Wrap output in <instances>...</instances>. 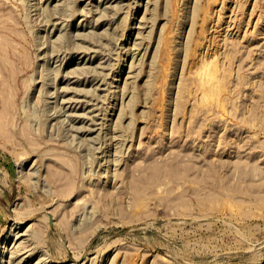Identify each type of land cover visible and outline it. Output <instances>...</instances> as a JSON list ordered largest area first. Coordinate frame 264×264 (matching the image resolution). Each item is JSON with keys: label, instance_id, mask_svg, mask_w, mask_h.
<instances>
[{"label": "rangeland", "instance_id": "1", "mask_svg": "<svg viewBox=\"0 0 264 264\" xmlns=\"http://www.w3.org/2000/svg\"><path fill=\"white\" fill-rule=\"evenodd\" d=\"M3 230L7 264H264V0H0Z\"/></svg>", "mask_w": 264, "mask_h": 264}, {"label": "bare ground", "instance_id": "2", "mask_svg": "<svg viewBox=\"0 0 264 264\" xmlns=\"http://www.w3.org/2000/svg\"><path fill=\"white\" fill-rule=\"evenodd\" d=\"M53 22H54V21H53ZM54 23H55V22H54ZM52 26L54 27V24H52ZM47 30H48V29H47ZM132 30H133V28H132ZM132 30H131V31H132ZM129 34H130V33H129ZM128 37H129V36H128ZM51 54H53V53H51ZM51 54H50V56H51ZM71 56H73V55H71ZM45 60H48V59H45ZM50 60H51V59H50ZM50 60H49V61H50ZM70 61H71V60H70ZM71 64H72V62H71ZM69 66H70V65H69ZM66 67H67V66H66ZM76 67H77V66H76ZM76 67H75V69H77ZM78 68H79V66H78ZM73 69H74V68H73ZM122 69H123V68H122ZM68 71H69V70H68ZM68 71L66 70V72H67V74H68V75H67V74L65 73L66 76H69V74H71V73L73 72L72 69H71V71H70L71 73H70V72L68 73ZM121 71H122V70H121ZM85 73H86V72H85ZM206 73H207V72H206ZM62 74H63V73H62ZM203 75H204V76H203ZM64 76H65V75H64ZM73 76H74V74H73ZM75 76H76V75H75ZM207 76L210 77L209 74H208ZM77 77H79V76H77ZM208 77H207V78H208ZM64 78H65V77H64ZM71 78H72V77H71ZM205 78H206V74H204V72H203V74H202V79H201V84H203V85L205 84ZM59 79H60V77H59ZM65 80H66V79H65ZM68 80H69V79H68ZM61 81H62V79H61ZM66 81H67V80H66ZM66 84H67V83H66ZM57 85H58V83H57ZM68 85H69V84H68ZM68 85H65V86H68ZM55 86H56V85H55ZM55 86H54V87H55ZM65 86H64V87H65ZM51 87H52V86H51ZM62 87H63V86H62ZM62 87H61L60 89H62ZM68 87H71V86H68ZM68 87L66 88V90L69 92L70 90H69ZM203 87H205V86H203ZM49 88H50V87H49ZM49 88H48V89H49ZM56 89H57V88H56ZM63 89H65V88H63ZM70 89H71V88H70ZM49 90H50V89H49ZM206 90H207V91H206ZM45 91H46V89H45ZM45 91H44V92H45ZM51 91H52V90H51ZM64 91H65V90H64ZM64 91H63V92H64ZM71 91H73V90L71 89ZM201 91H203V90H201ZM44 92H43V93H44ZM57 92H58V90H57L56 92H54V93H57ZM48 93H49V92H48V90H47V93H45V95L48 94ZM51 93H52V92H50L49 94H50L51 96H52V95L54 96V94H51ZM64 93H65V92H64ZM76 93H77V92H76ZM202 93H203V92H202ZM205 93H206V94L208 93V89H207V87H205V89H204V93H203V94H205ZM58 94H59V93H58ZM84 94H85V93H84ZM45 95H44V97H45ZM62 95H64V94L62 93ZM74 95H75V94H74ZM79 95H80V93H79ZM48 96H49V95H48ZM64 96H66V95H64ZM83 96H84V95H83ZM58 97H59V96H58ZM58 97H57V98H58ZM60 97H61V96H60ZM71 97H72V96H70V98H71ZM79 97H80V96H79ZM79 97H77V98H79ZM84 97H85V96H84ZM47 98H48V97H47ZM47 98H46V99H47ZM49 98H50V97H49ZM49 98H48V99H49ZM51 98H52V97H51ZM51 98H50V99H51ZM53 98H54V97H53ZM87 98H88V97H87ZM55 99H56V98H55ZM66 99H67V98H66ZM72 99H73V97H72ZM75 99H76V97H75ZM84 99H86V98H84ZM84 99H83V100H84ZM52 100H53V99H52ZM52 100H50V101H52ZM63 100H64V101H63ZM63 100H61L62 102H61V101H60V102H61V103L65 102V99H63ZM67 100H68V99H67ZM69 100H71V99H69ZM69 100H68V101H69ZM77 100H78V99H77ZM79 100H80V98H79ZM89 100H91V99H89ZM45 101H46L47 103L50 102L49 100H45ZM54 101H55V100H54ZM71 101H73V100H71ZM71 101H70V102H71ZM81 101H82V99H81ZM81 101H79V102H81ZM84 101H85V100H84ZM87 101H88V99H87ZM60 102H59V103H60ZM74 102H75V101H74ZM88 102H89V101H88ZM55 103H58V102H55ZM55 103H54V104H55ZM90 103H91V102H89V103H87V104H90ZM48 104H49V103H48ZM85 104H86V103H85ZM51 105H52V104H49L48 107L50 108ZM57 105H58V104H57ZM60 105H61V104H60ZM60 105H59V106H60ZM67 105H68V104H67ZM67 105H66V106H67ZM59 106H58L57 108H56L55 106H54V107H55L56 109L61 108V107H59ZM76 106H77V104H76ZM80 106H81V105H80ZM83 106H84V104H83ZM81 107H82V106H81ZM87 107H88V105H87ZM87 107H86V108H87ZM49 108L47 109V107H45V109H47L48 113H49V112L51 113V111H53V110L49 111ZM52 108H53V106H52ZM55 108H54V109H55ZM63 108H64V107H63ZM67 108H68V107H67ZM70 108H72V107H70ZM113 108H114V106H113ZM75 109H76V108H75ZM78 109H79V108H78ZM58 110H59V109H58ZM61 110H63V109H61ZM61 110H60V111H61ZM64 110H65V109H64ZM69 110H70V109H69ZM76 110H77V109H76ZM76 110H74V111H76ZM55 111L57 112V110H55ZM67 111H68V110H67ZM71 111H72V110H71ZM78 111H79V110H78ZM78 111H77V112H78ZM53 112H54V111H53ZM56 112H55V113H56ZM86 112H87V111H86ZM86 112H85V113H86ZM88 112H90V111L88 110ZM91 112H92V111H91ZM50 113L48 114L49 116H50ZM62 113H63V112H62ZM65 113H67V114L69 115V114H71L72 112L70 113V111H69V112H65ZM73 113H74V112H73ZM73 113H72V114H73ZM75 113H76V112H75ZM82 113H83L82 116H84V114H85L84 111H83ZM108 114H109V113H107V115H108ZM46 115H47V112H46ZM55 115H56V114H55ZM55 115H54V116H55ZM61 115H62V114H61ZM74 115H75V114H73V116H74ZM77 115H80V112H79V114H77ZM86 115L90 118V117L93 115V113H92V115L89 114V115H91V116H89L87 113H86ZM95 115H96V114H95ZM52 116H53V115H52ZM54 116H53V117H54ZM70 116L72 117V115H70ZM50 117H51V116H50ZM53 117H52V118H53ZM58 117H61V116H58ZM67 117H68V116H67ZM67 117H65V118L68 120ZM75 117H76V116H75ZM79 117H80V116H79ZM79 117H77V118H79ZM84 117H85V116H84ZM95 117H96V116H95ZM52 118H51V119H52ZM55 118H57V117H55ZM55 118H54V119H55ZM48 119H49V117H48ZM60 119H62V118H60ZM74 119H75V118H74ZM87 119H88V118H87ZM91 119H92V118H91ZM58 120H59V119H58ZM62 120H63V119H62ZM62 120H60V121L63 123V125H65L64 122H63ZM72 120H73V119H72ZM82 120H83V119H82ZM60 121H57V122H60ZM65 121H66V120H65ZM80 121H81V120H80ZM80 121H79V122H80ZM93 121H95V119H93ZM93 121H91V122H93ZM105 121H106V120H105ZM107 121H108V120H107ZM61 122H60V123H61ZM66 122H69V121H66ZM66 122H65V123H66ZM86 122H87V121H86ZM96 122H97V120H96ZM62 123H61V124H62ZM69 123H70V122H69ZM82 123H83V122H82ZM107 123H108V122H107ZM66 124H67V123H66ZM71 124H72V123H70L69 125H71ZM74 124H75V120H74ZM93 124H94V123H93ZM100 124H101V123H100ZM104 124H106V123H104ZM104 124H103V126H105ZM90 125H91V123H90ZM108 125H110V124H108ZM108 125H107V126H108ZM65 126H66V125H65ZM71 126H72V125H71ZM71 126H70V127H71ZM77 126H79V125L77 124ZM77 126L74 125V126H72V128H70L69 126H67V128H68L67 130H69L70 132H72L73 127H76V128H77ZM88 126H89V125H88ZM88 126H87V127H88ZM95 126H96V125H95ZM103 126L101 127V125H100L99 127L103 128ZM63 127H64V126H63ZM81 127H82V124H81ZM87 127H85V125H84V129H83V127H82V128L79 127V128L85 130ZM69 128H70V129H69ZM76 128H74L75 130H73L74 133H75V131H76ZM93 128H94V127H93ZM106 128H107V127H106ZM108 128L110 129L109 126H108ZM104 129H105V128H104ZM200 129H201V127H200ZM67 130H66V131H67ZM77 130H78V129H77ZM89 130H90V129L88 128V131H89ZM92 130H94V129H92ZM100 130H101V129H100ZM111 130H112V129H111ZM233 130H234V129H233ZM86 131H87V130H86ZM101 131H102V130H101ZM107 131H108V130H107ZM188 131H189V130H188ZM190 131H191V129H190ZM102 132H103V131H102ZM102 132H101V133H102ZM109 132H111V131H109ZM67 133H68V131H67ZM74 133L72 134L73 136L75 135ZM103 133H104V132H103ZM105 133H106V130H105ZM188 133H190V132H188ZM199 133H200V131H199ZM239 133H240V132H239ZM76 134H77V133H76ZM87 134H88V133H87ZM103 135H105V134H103ZM76 136H77V135H76ZM100 136H101V135H100ZM106 136H107V135H106ZM106 136H105V138H106ZM109 136H110V134H109ZM112 136H113V135H112ZM112 136H110V137H112ZM90 137H91V136H90ZM90 137H88V138H90ZM101 137H102V136H101ZM110 137H109V138H110ZM74 138H75V137H74ZM105 138H103V139L105 140ZM99 139H101V138L99 137ZM106 139H107V138H106ZM110 139H111V138H110ZM110 139H109V140H105V141L110 142ZM88 140H89V139H88ZM104 140H102V141H103V144H104ZM111 140H113V137H112ZM91 141H93L92 138H91ZM107 142H106V143H107ZM106 143H105V144H106ZM107 144H108V143H107ZM109 144H110V143H109ZM111 145H112V142H111ZM98 147H100V146H98ZM101 147H102V146H101ZM101 147H100V148H101ZM109 147H111V146L109 145ZM109 147H108V148H109ZM96 148H97V147H96ZM97 149L99 150V148H97ZM100 150H101V149H100ZM100 150H99L98 152H100ZM107 150H108V149H107ZM109 150H110V149H109ZM96 151H97V150H96ZM103 151H104V150H103ZM105 151H106V150H105ZM255 151H256V150H255ZM98 152H97V153H98ZM107 152H108V151H107ZM104 153H105V152H104ZM104 153H103V154H104ZM257 153L259 154V152H257ZM255 154H256V153H255ZM258 154H257V155H258ZM105 155H106V154H105ZM108 156H109V155H108ZM108 156H107V157H108ZM102 157H104V156H102ZM102 157H101V158H102ZM188 157H189V156H188ZM190 157H191V156H190ZM190 157H189L188 160H191V159H192V158H190ZM182 158H183V157H182ZM104 159H105V157H104ZM180 159H181V158H180ZM184 159H185V158H184ZM186 160H187V159H186ZM186 160H185V161H186ZM179 161H180V160H178V162H179ZM181 161H183V159H182ZM182 163H183V162H182ZM47 216H48V215H47ZM48 218H49V217H48ZM22 223H23V222H22ZM16 224H17V223H16ZM16 224H14V226H15ZM17 227H18V226H17ZM13 228H14V227H13ZM5 229H6V228H5ZM11 230H12V229H11ZM15 231H16V230H15ZM21 231H22V230H21ZM9 232H12V231H9ZM17 233H18V231H17ZM18 234H20V233H18ZM21 234H22V233H21ZM11 235L13 236V234H11ZM11 235L8 234V232H6L5 230H3V233L0 235V264H7L8 257H9V255H10V253H12L11 242H13L16 238L13 240V238L15 237V234H14V237H13V238H12ZM18 236H19V235H18ZM18 236H17V238H18ZM12 240H13V241H12ZM27 254H28V253H27ZM29 254H31V252H29ZM11 255H12V254H11ZM23 255H24V254H23ZM25 256H26V255H25ZM28 256H29V255H28ZM20 258H21V257H20ZM22 259H24V258L22 257ZM22 259H20L19 262H21ZM29 259H30V257H29ZM10 262L12 263V261H10ZM17 262H18V261H17ZM8 263H9V262H8ZM25 263H26V262H25ZM14 264H16V263H14Z\"/></svg>", "mask_w": 264, "mask_h": 264}]
</instances>
